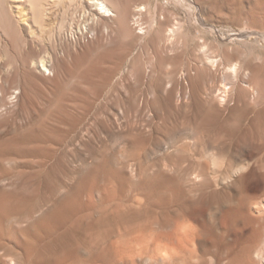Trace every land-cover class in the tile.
<instances>
[{"label":"rangeland","instance_id":"374dc122","mask_svg":"<svg viewBox=\"0 0 264 264\" xmlns=\"http://www.w3.org/2000/svg\"><path fill=\"white\" fill-rule=\"evenodd\" d=\"M56 2L33 29L44 46L60 38V69L29 77L0 45V264H151L132 263L134 246L161 237L178 253L180 235L182 255L165 264H223L225 249L264 233V133L247 130L264 121V0H108L110 17ZM72 15L73 38L59 36ZM155 22L178 24L168 51ZM204 47L221 67L198 88L181 76ZM235 64L245 72L232 83Z\"/></svg>","mask_w":264,"mask_h":264},{"label":"bare ground","instance_id":"6f19581e","mask_svg":"<svg viewBox=\"0 0 264 264\" xmlns=\"http://www.w3.org/2000/svg\"><path fill=\"white\" fill-rule=\"evenodd\" d=\"M6 1V0H5ZM56 1L58 0H9V9H8V13L3 12V19L4 21H6L7 23L11 24L10 22L13 20L14 23L16 24V28L15 29H8L9 32L7 33V35L10 37V40H8V42L4 43L5 41H2V39L0 38V45L3 44V47L5 51H8V53L10 52V54L12 55L14 61L17 62V64H19V69L22 70L23 73H27V75H29V77L32 74V71H30V69H34L35 71H40V72H44L47 74L53 73L52 69H60V67L64 64V60L65 57L67 56V53H65L63 50L60 49V47H62V43H60V38H57V40L51 44L50 46H44L42 44H40V42L37 41V39H35L36 35H35V30L33 28H36V26L38 25V27L40 28V30H43V27H45L46 25H48V22L52 21L53 18V11L55 10V6H56ZM128 1V0H126ZM87 4L89 5L90 9H92V7H94L95 10H97V15L100 14L102 17H110L113 14V10L110 5V3L108 2V0H86ZM3 4V0H0V5L2 7ZM83 4V3H82ZM84 5V4H83ZM2 9V8H1ZM65 10V9H64ZM93 10V9H92ZM141 10L137 9L134 12L133 16L135 18L136 14L135 12H140ZM93 12V11H92ZM131 13V12H130ZM84 14V13H83ZM82 14V15H83ZM131 14V15H132ZM85 15V14H84ZM84 15L82 17H84ZM139 15V14H138ZM132 16V19H133ZM138 17V16H136ZM131 18V17H129ZM68 19V18H67ZM76 16L72 15L71 17H69V22L67 21L68 25V30L66 31H57L58 29H56L55 32H53V34H56V32H58L59 36H65L64 34H66L67 37L73 38L72 37V32L75 31L74 29V25L76 23L75 21ZM127 19V18H126ZM160 19V18H159ZM128 21V19H127ZM135 21V20H132ZM137 21V20H136ZM169 21V20H168ZM66 22V21H65ZM78 22V21H77ZM154 22V21H153ZM164 22H166V20H164ZM48 23V24H47ZM138 23V22H137ZM136 23V24H137ZM37 24V25H36ZM96 24V23H95ZM158 24L159 29H163L164 24L163 23H156ZM167 24V23H166ZM83 25V24H80ZM80 25L79 26L80 28ZM139 25V24H138ZM152 25V24H151ZM169 25V24H167ZM177 23H173L171 25H169L168 27H166L164 29L165 31V44L163 45V51H168V49H171L176 38H175V34H176V30H177ZM7 26V25H6ZM90 26V25H89ZM99 25H97L98 27ZM153 26V25H152ZM47 27V26H46ZM51 27V26H50ZM59 27V26H58ZM57 27V28H58ZM65 27V26H64ZM82 27V26H81ZM66 28V27H65ZM64 28V29H65ZM78 28V29H79ZM84 29V30H83ZM105 29V28H104ZM53 30H54V26H53ZM80 30V29H79ZM82 32H88L90 30V27L88 28L87 25H84V27L82 28ZM139 30V29H138ZM142 30V29H140ZM49 31V30H48ZM52 31V30H51ZM77 31V30H76ZM176 31V32H175ZM42 32V31H41ZM78 32V31H77ZM179 32V31H178ZM50 34V33H49ZM77 34V33H75ZM7 36V37H8ZM28 36L29 38H31V40L29 41V38L27 39ZM56 37V36H55ZM77 37V36H76ZM5 39V37H4ZM39 39V38H38ZM77 39V38H76ZM79 39V38H78ZM13 40H15L16 42H13ZM71 40V39H70ZM13 42V43H12ZM201 42V41H200ZM15 43V45H17L16 50L13 47V44ZM161 43V41H160ZM162 44V43H161ZM160 44V45H161ZM70 46V45H69ZM202 46V44H201ZM206 46V45H205ZM158 47V46H157ZM159 48V47H158ZM200 49V48H199ZM3 50V51H4ZM2 51V50H1ZM205 47L204 50H201V55L199 59H201V61L197 62L195 65L192 64V67L189 68V70L186 71L187 75L185 73H182V78L183 76H188L190 77V75L194 76V80L197 84L196 87H201L204 88L205 83L207 82L206 80H208L209 76L214 72H217V70L219 69V67H221V63L220 61L217 59H215V57H212V55H209L205 52ZM162 52V51H161ZM163 53V52H162ZM170 53V52H169ZM165 54V53H164ZM163 54V55H164ZM171 54V53H170ZM239 54V53H238ZM10 55V57H11ZM166 56V55H165ZM164 56V57H165ZM168 56V55H167ZM166 56V57H167ZM261 57V56H260ZM112 58V57H111ZM109 59V58H108ZM172 60V59H171ZM177 61V60H176ZM175 61V62H176ZM198 61V60H197ZM227 61V60H226ZM258 61V60H257ZM115 62V61H114ZM113 62V63H114ZM75 63V62H74ZM118 63V62H117ZM193 63V62H192ZM195 63V62H194ZM233 63V62H232ZM229 64V63H228ZM242 64V63H241ZM239 64H235L232 67H229L230 72L233 74V78H232V83H236L238 82V78L239 75L243 72H245V70H242V65ZM194 65V66H193ZM244 65V64H243ZM252 65V64H250ZM53 67V68H51ZM110 67V66H109ZM258 68L260 70L263 71V67L258 66ZM263 68V69H262ZM245 69V68H244ZM9 71V70H8ZM70 71V70H69ZM224 71V70H223ZM228 71V70H227ZM55 72V71H54ZM1 78V77H0ZM32 78V77H31ZM188 78V77H187ZM193 79V78H192ZM6 80V77H5ZM8 80V79H7ZM140 77L137 79V82L140 81ZM9 81V80H8ZM1 82V81H0ZM194 82V83H195ZM5 83H7L5 81ZM170 83V82H169ZM139 84V83H136ZM195 85V84H194ZM170 86V85H169ZM1 87V85H0ZM168 87V86H166ZM226 88V85H223V98H226V93L224 92ZM18 90V89H17ZM16 89L13 90V94L12 96H9V98L7 99L8 102H11L12 99L15 98V96L13 97V95H17L19 93V91H17ZM200 90V89H199ZM183 91V90H182ZM185 91V90H184ZM16 92V93H15ZM219 92V91H218ZM188 93V92H187ZM225 93V94H224ZM204 94V93H203ZM219 94V93H218ZM222 95V94H221ZM220 95V96H221ZM186 96V95H185ZM187 97V96H186ZM185 97V98H186ZM232 97V96H231ZM61 98V97H60ZM136 98V97H135ZM184 98V94L181 92L177 93L176 96V102L178 103L179 101H181ZM225 100V99H224ZM134 103V102H133ZM56 107V106H55ZM53 109V108H52ZM244 109V108H243ZM208 110V109H207ZM246 113V112H245ZM262 115V114H261ZM83 120V119H82ZM235 120V119H234ZM237 122V121H236ZM239 122V121H238ZM237 122V123H238ZM203 124V120H199V121H194L192 123L193 125V129L197 127L199 128L200 125ZM207 124V123H206ZM232 124V123H231ZM230 124V125H231ZM236 125V124H233ZM227 126V125H226ZM189 127V126H188ZM235 127V126H234ZM231 125V128H234ZM254 128H257L258 130H260L261 132L264 133V121L260 122V121H252L250 127L247 128V130L252 131ZM195 130V129H194ZM203 131V130H202ZM202 133V132H201ZM199 134V133H198ZM219 136V135H218ZM213 137V136H212ZM211 138V137H210ZM214 138V137H213ZM198 141L203 143V139H202V135L199 136ZM214 140V139H213ZM200 143V144H201ZM209 144V143H208ZM201 148V147H200ZM218 150L217 152L214 154L215 157H218L221 153V148L217 147ZM210 151V150H209ZM213 162V161H212ZM35 168V166H34ZM194 177V176H193ZM171 194V193H170ZM130 196V195H129ZM162 197V196H161ZM134 199V198H133ZM259 199V198H258ZM130 201V200H129ZM137 201V200H136ZM139 202V201H138ZM259 203H255L256 207ZM254 205V206H255ZM262 215V214H261ZM178 235V234H176ZM180 235V234H179ZM137 236V235H136ZM135 236V237H136ZM173 236V235H172ZM172 236H164L163 241L167 240V241H172ZM179 236L176 237V239ZM185 237L184 235H180V237L176 240V241H180L177 242V246H179V249L181 250L180 247H183V242L180 240L181 238ZM188 237V235L186 236ZM194 237V236H193ZM192 237V238H193ZM161 237H156V238H149L146 239L145 242H141L140 245L142 244L143 246L139 247L140 245H137L136 249L134 246V258L132 260V263L136 262V260H140L143 261L145 263H150L152 264H156L158 263V261H161L159 263L161 264H165L164 260L167 259V256L174 252L173 255H171L173 258L175 257V259H179L180 257H176L174 256L175 254L179 253V249L178 247L176 248L178 251V253H175L176 250H174V248L172 249H161L160 246H158V244H162V242L160 241ZM134 240V239H133ZM187 240V239H186ZM175 241V242H176ZM184 242L185 239H183ZM189 241V240H188ZM194 241V240H193ZM182 243V244H181ZM139 244V243H138ZM189 244V242H188ZM188 244L186 245L188 248ZM174 245V244H173ZM194 245V244H193ZM155 248V256L153 258H150L148 256H142L141 252L142 250L149 249L150 248ZM171 247V246H170ZM187 250H189V257L187 256L186 258L189 259H195V255L197 253H195V250H191V248H187ZM185 248V246L183 247V249ZM144 250V251H145ZM172 250V251H171ZM231 250V249H230ZM183 251V250H182ZM130 252L131 249H130ZM186 252V250H185ZM102 253V252H101ZM187 253V252H186ZM225 253L226 255L227 250L225 249ZM104 254V253H103ZM101 255V254H100ZM133 255V254H131ZM182 255V254H181ZM180 255V256H181ZM225 255V258H222V261L224 262L223 264H264V233L262 231H259L258 233H256L255 235H251L248 238H246L245 240L242 241V245L240 246L239 250H236L235 252H233L232 254H228L227 256ZM103 256V255H102ZM105 256V255H104ZM103 256V257H104ZM116 256V255H115ZM174 256V257H173ZM184 256V255H183ZM99 257V256H98ZM133 257V256H131ZM77 258V257H76ZM84 258V257H83ZM169 258V259H170ZM186 258H184L186 260ZM97 259V258H96ZM183 260V257L181 258ZM197 259V258H196ZM195 259V261H196ZM199 259V258H198ZM86 260V259H85ZM187 260V261H188ZM99 261V260H98ZM16 262V261H15ZM175 262V261H174ZM181 262V260H180ZM197 262V261H196ZM195 262V263H196ZM199 262V261H198ZM197 262V263H198ZM201 262V261H200ZM176 263V262H175ZM186 263V262H185ZM188 263V262H187ZM186 263V264H187ZM211 263V262H210ZM11 264H13V261L11 262ZM181 264V263H180ZM183 264V261H182ZM213 264V263H212Z\"/></svg>","mask_w":264,"mask_h":264}]
</instances>
